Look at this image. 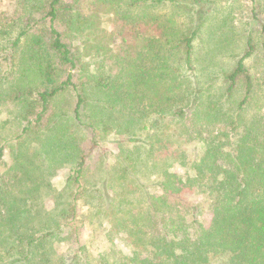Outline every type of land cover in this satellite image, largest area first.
Listing matches in <instances>:
<instances>
[{
	"label": "trees",
	"instance_id": "trees-1",
	"mask_svg": "<svg viewBox=\"0 0 264 264\" xmlns=\"http://www.w3.org/2000/svg\"><path fill=\"white\" fill-rule=\"evenodd\" d=\"M246 1L250 31L218 88L195 50L217 0H15L0 14V264H264V125L244 126L230 150L258 44L264 64V0ZM112 133L113 168L144 208L115 228L134 254L94 260L77 203L106 170ZM117 194L105 180L107 219L123 210Z\"/></svg>",
	"mask_w": 264,
	"mask_h": 264
},
{
	"label": "rangeland",
	"instance_id": "rangeland-1",
	"mask_svg": "<svg viewBox=\"0 0 264 264\" xmlns=\"http://www.w3.org/2000/svg\"><path fill=\"white\" fill-rule=\"evenodd\" d=\"M250 6L251 3L246 0H217L209 15L207 26L196 41V57L199 59L196 62L197 73L204 81H207V77L211 76L210 83H213L216 88L220 84L217 75L221 70H224L225 73L231 69L236 56L244 47V41L250 31L249 23H247L250 20L248 17ZM15 9V0H0V14L3 12L10 14ZM255 41L257 44L260 41L257 32L255 33ZM257 47L255 55L246 61L251 73L255 76L256 89L251 104L243 112L242 124L238 126L236 131L230 133V141L233 142L230 150L242 137L244 126L251 124L254 128V125H256L255 127L260 126V124L264 125V64L261 59L259 44ZM231 104V106L225 104L224 111L230 108L235 109V104ZM225 127L227 125L224 122V130H227ZM140 132L141 130L138 131V133ZM113 134L109 136L102 147L110 159L107 162L106 170L95 168L89 173L90 193L77 203V224L80 229V241L87 247L88 253L91 254V258H94V260L100 254H114L115 252L117 254L118 250H121L124 254H134L133 249L125 241V231L116 232L115 228L119 227L118 224L122 222H125L127 226L133 220V214L138 212V209L144 208L143 203L132 202V195L129 191L131 180L123 178L121 173L113 168L119 150L116 136ZM192 145L194 146L195 142H192ZM188 146L192 147L190 144ZM195 151L198 152V148H195ZM7 161H11L9 155H7ZM98 164H102L101 160L96 163V165ZM172 167L179 175H187V168L181 164L174 163ZM69 172L70 169L67 165L56 170L51 177L52 184L56 189L63 188ZM106 177L109 179V186L118 192L115 200L123 208L120 212L115 211V214L111 212V219L104 217L101 212V208L108 206V204L101 196H97L103 190L104 181H108V179H105ZM132 185H134V181H132ZM123 199L125 201L121 202ZM48 205L51 206L52 202L50 201ZM209 217L210 211L206 210L204 218ZM115 246L116 250L111 251L110 248H115ZM56 248L62 253L66 251L64 243H57Z\"/></svg>",
	"mask_w": 264,
	"mask_h": 264
}]
</instances>
